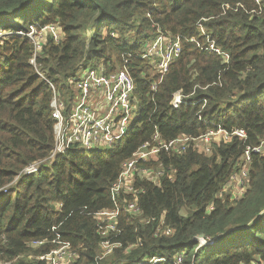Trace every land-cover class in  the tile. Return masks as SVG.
<instances>
[{"label": "trees", "instance_id": "obj_1", "mask_svg": "<svg viewBox=\"0 0 264 264\" xmlns=\"http://www.w3.org/2000/svg\"><path fill=\"white\" fill-rule=\"evenodd\" d=\"M238 4L243 8L235 10ZM199 22L230 54L229 64L183 41L180 57L153 93L160 76L140 59L142 48L157 28L204 44ZM55 23L63 37L49 36L37 54L42 78L30 64L35 47L26 33ZM3 32L10 34L0 37V264H48L41 257L59 243L78 252L73 264H93L100 251L95 214L114 207L110 191L123 164L156 129L171 141L198 138L215 125L243 129L248 139L212 143L210 153L191 144L141 163L167 173L158 184L138 178L141 216L125 210V200L133 198L121 195L124 247L105 264H142L152 257L174 264L180 255L185 264H264V156L252 157L242 198L232 200L231 190L225 191L245 148L264 138V0L261 6L255 0H0ZM124 56H130L138 113L123 136L102 150L73 147L25 174L54 150V91L70 104L69 79L81 66L103 64L114 73ZM179 90L191 102L206 100L203 110V103L175 110L170 103ZM162 218L174 229L169 237L155 236ZM198 237L215 242L198 249ZM39 241L45 243L32 247Z\"/></svg>", "mask_w": 264, "mask_h": 264}, {"label": "built area", "instance_id": "obj_2", "mask_svg": "<svg viewBox=\"0 0 264 264\" xmlns=\"http://www.w3.org/2000/svg\"><path fill=\"white\" fill-rule=\"evenodd\" d=\"M255 1L259 6L262 5L263 0ZM230 8L229 5L224 6L225 10ZM238 8H243V6L238 4L235 10ZM198 29L206 39L204 44L194 38L186 40L182 36L165 33L162 29L157 28L153 38H150L144 45L140 59L147 61L151 65L153 72L160 76L159 81L152 85L151 91L153 93L157 92L158 86L169 72L172 63L180 57L183 41L196 43L203 51L216 54L222 58V62L225 65L229 64L230 54L223 51L210 38L201 22L198 23ZM49 33H52L50 35L55 36L58 41L63 37L58 23L45 26L41 34H37L34 30L26 33L35 47V54L30 60V64L35 67L42 78H45V76L39 70L37 54L41 52L42 46L46 42L43 39V34ZM22 35L23 33L21 32L19 36ZM129 58L130 56H124L123 68L114 73L107 72L103 64L95 67L81 66L79 72L69 79L73 94L70 104L54 91V97L51 102L52 118L55 122L54 150L45 161L34 163L28 167L24 172L25 174L37 173L42 165L54 161L55 158L64 155L73 147H78L84 151H91L97 148L102 150L111 147L123 136L138 113L132 100L135 84L127 69ZM50 86L54 89L52 83H50ZM198 103H203V110L206 100L202 99L196 103L191 102L190 96L184 95L183 90H179L173 95L170 104L175 110H178L181 106L189 104L194 106ZM198 117L204 121L201 117V112ZM215 126L217 129H211L198 138L180 136L171 141H163L156 129L151 142L141 146L133 154L132 158L123 164L120 177L110 191L114 207L101 210L95 214L97 233L100 238V251L93 264H105L117 250L124 247V244L119 241L123 230L118 227L119 217L122 213L121 195L133 198L130 201L125 200L123 206L125 210L132 215L141 216L142 212L138 204V198L144 191L137 188L138 178L141 180L151 179L158 184V181L167 173V169L163 167L152 170V168L143 167L141 163L146 164L151 162V160H157L162 151L167 153L183 152L191 144L201 152L210 153L212 143L229 142L234 138L245 142L248 139V135L243 129L228 131L220 125ZM254 155L264 156V138L259 146H247L245 148L238 162L237 173L225 188V191L232 189V200L242 198L248 189L250 165ZM168 175L170 179H174L173 171H170ZM148 221V219H142L144 223H148ZM173 233L174 229L167 226L164 218H162L156 228L155 236L169 237ZM195 242L198 244L199 249L212 245L215 239L198 237ZM44 243L45 241L34 242L32 247H39ZM139 245L141 244L139 243ZM131 248H127L126 252ZM78 256V252L68 243H59L57 247L53 248L49 254L42 256L41 259L46 260L48 264H73ZM143 262L142 264H161L168 263V260L152 257L145 259ZM174 264H185L184 257L182 255L178 256ZM256 264L260 263L257 262Z\"/></svg>", "mask_w": 264, "mask_h": 264}, {"label": "rangeland", "instance_id": "obj_3", "mask_svg": "<svg viewBox=\"0 0 264 264\" xmlns=\"http://www.w3.org/2000/svg\"><path fill=\"white\" fill-rule=\"evenodd\" d=\"M32 30H34L37 34H41L43 28L39 29V28L35 27V28H32L31 31H32ZM31 31H30V32H31ZM20 33H21V32H15V34L13 33V35H20ZM9 34H10V33L3 32V33H0V37H3V36H5V35H9ZM50 34H52V33H49V34H43V35H44V38H43V39L46 41L47 38H48L49 36H51ZM54 35H55V34H54ZM65 97L67 98L68 95H66ZM132 118H134V117H132ZM132 118H131V119H132ZM132 120H133V119H132ZM230 190H231V193H233L232 189H230Z\"/></svg>", "mask_w": 264, "mask_h": 264}, {"label": "bare ground", "instance_id": "obj_4", "mask_svg": "<svg viewBox=\"0 0 264 264\" xmlns=\"http://www.w3.org/2000/svg\"><path fill=\"white\" fill-rule=\"evenodd\" d=\"M91 67V66H90Z\"/></svg>", "mask_w": 264, "mask_h": 264}]
</instances>
